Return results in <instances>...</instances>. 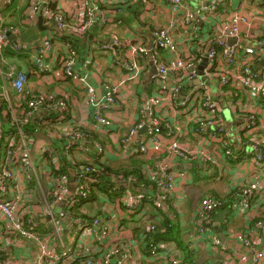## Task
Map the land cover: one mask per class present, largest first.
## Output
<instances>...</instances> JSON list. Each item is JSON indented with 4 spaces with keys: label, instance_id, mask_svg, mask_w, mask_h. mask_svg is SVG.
Instances as JSON below:
<instances>
[{
    "label": "built area",
    "instance_id": "built-area-1",
    "mask_svg": "<svg viewBox=\"0 0 264 264\" xmlns=\"http://www.w3.org/2000/svg\"><path fill=\"white\" fill-rule=\"evenodd\" d=\"M10 1L0 0V4ZM87 1L90 3L86 9V19L74 24L68 20L61 0H30L24 11L26 26L39 25V17L42 16V26L46 30V34L38 41L22 40L20 25L10 23L0 11V94L7 101L6 110L10 112L15 125V131L9 134L7 143L0 147V264H121L115 260L123 261L132 253L133 241L129 245L110 246L112 224L100 207L99 211L90 214L93 215L91 219H74L68 210L74 206L75 197L85 195L89 183L97 181L96 174L100 165L104 164L101 158L106 151L101 141L95 145L94 157V161L100 162L78 161L73 185L70 186L63 177L50 176L47 178L48 186L41 180V169L38 162L35 163L26 126L31 120H36L40 113L54 114L59 109L67 110L69 100L61 93L60 98L55 95V102L50 103L43 92L32 89L31 98L23 106V100L20 99L30 84L29 72L16 64L10 65L6 58L7 52L27 58L34 65L31 73L41 80L48 75L56 79L67 77L75 80L87 90L90 101L94 103L91 111L93 121L113 127L110 115L123 107L117 87L105 81L103 98L98 101L87 76L76 67L82 57L74 47V38L76 34L90 29L96 15L95 3L98 0ZM166 1L174 16L166 26L154 30L155 39L150 48L138 45L134 48V57L129 58L119 56L114 51V48L125 46V41L118 38H114L111 44L99 46L100 50L111 49L114 55L112 60L120 62L130 78H139L141 74L136 56H151L154 67L150 79L155 93L143 107L139 122L122 131L119 139V146L125 156H138L144 161L143 172L152 180V187L147 193L149 200L145 202V193L134 190L136 178L129 177L127 181H118V188L122 181L125 183L121 202L128 214H138L141 220L150 216L149 212L161 218L160 208L175 209L174 203H171L174 187L186 184L198 174V171H189L184 165L192 164L195 168L206 165L209 175L220 174L223 176L221 180H230L232 188L222 197L207 195L201 198L197 207L200 231L207 233L214 250L225 252L227 247L210 227L214 223V214L227 208L228 204L234 213L250 214L243 243L254 249L249 264H264V248L256 249L260 244V233L264 230V109L246 112L235 109L242 91L252 95L253 100L264 103V69L258 67L255 49L237 40L242 35L243 27L251 23L250 16L242 11L246 5L244 2L257 5L264 4V0H205L207 6L198 11H194L185 0ZM223 2L234 8L229 20L221 26L219 18ZM200 13L209 22L215 19V23L206 31L198 33L195 27L197 14ZM179 24L191 31L189 47L176 41L174 31ZM245 36H249V33ZM233 38H236L235 43H230ZM197 39L202 41L198 42L199 48L190 51V46L193 47ZM58 42H62L64 50L59 48ZM260 42L264 43V34ZM53 52L57 53V57L50 60ZM160 52L165 54V58ZM90 62V59H85L84 66ZM202 63L205 64L203 68L200 67ZM201 78L208 79L214 86L203 83ZM194 81L200 82L187 86ZM222 98L226 100L230 111H234L236 120H240L234 131L224 125ZM168 113L174 118L173 121L165 118L169 116ZM180 116L185 117L183 122L178 120ZM147 117L149 121H146ZM42 123L51 124L49 120ZM145 127L147 131L143 140L137 144L135 139ZM186 132L198 139L197 145L182 142L181 138ZM65 134L69 141L65 143V155L71 161L74 159L70 153L71 142L87 144L92 133L81 128ZM54 151L51 148L44 150L45 153ZM155 159L159 161L153 163ZM176 165L180 167L175 169ZM32 184H36L39 191L40 209L36 215L28 209L27 212L22 211L20 207L31 198L34 189ZM66 192L67 207L59 218L57 206ZM98 195L99 199L95 201L98 206L109 200L107 194L98 192ZM62 218L67 220L66 228ZM160 218L154 223L149 222V232L163 233L164 229L161 230L157 224ZM41 224L44 225L43 230L40 229ZM86 229L88 232L83 233ZM65 230L69 236L72 235L69 241L64 238ZM87 234L97 240L94 251L82 243V236ZM147 239L144 248L149 247L145 251L150 258L163 256L169 264H189L186 255L180 254L171 240H157L153 235ZM194 247V243L189 245L191 253ZM99 248L101 254L97 256ZM132 256L134 260L131 263L135 264L138 255ZM218 264L248 262L239 259L224 260Z\"/></svg>",
    "mask_w": 264,
    "mask_h": 264
},
{
    "label": "crops",
    "instance_id": "crops-1",
    "mask_svg": "<svg viewBox=\"0 0 264 264\" xmlns=\"http://www.w3.org/2000/svg\"><path fill=\"white\" fill-rule=\"evenodd\" d=\"M185 1L194 11H198V9L207 6L205 0ZM29 3L30 0H11L7 4L1 3L0 11L4 13L10 23L20 25L23 31L22 40L38 41L46 34V30L43 25L42 29H36L42 31L40 37L36 39L30 38L31 33L26 31L28 26L25 24L24 15V11ZM89 3L90 2L87 0H61L63 9L68 14V20L74 24H80L81 21L86 19L85 13ZM244 3L246 5L242 11L250 16L251 23L249 26L243 27L242 35L237 40L240 43L255 49L256 57L259 59L258 67L264 69V43L260 42V39L264 34V4L253 5L248 4L247 2ZM95 8L96 15L95 19L92 21L90 29L81 34H76L74 38L76 46L80 50L78 51L82 57L77 62L76 67L81 69L83 75L87 76V81L95 89L96 99L98 101L101 100L104 95L103 83L105 81L113 83L118 89L123 107L119 112L110 115L113 121V127H105L93 121L91 111L94 103L90 101L87 90L80 86L75 80L67 77H58V79H56L51 75L45 76L42 80L39 78L37 79L35 85L31 87V90H40L43 92L50 103L55 102V95H58V98H60L61 93L69 100L67 110L62 111L59 109L54 114L40 113V116L36 119L45 122L49 120L51 122V124H42L40 121L43 127L48 128L46 129L48 131V141L47 145L41 149L40 153H37L35 149V152H33L35 163L37 164L38 162L41 169V180L44 181L45 186L49 185L47 178L52 176V167L46 160V153L44 150L51 148L60 151V154H62V152L65 153V143H69L65 133L75 130L76 127L88 130L93 136L97 135L94 136L93 140L90 139L87 144L78 141L71 142L73 144L72 155L77 162L94 161L96 152L95 145L100 141L106 147V151L101 158V162H104L106 165L112 167L124 164L127 165V163H131L130 159L140 158L138 156H125L119 146V139L122 131H125L131 125L139 122L143 107L147 104L149 97L155 93L154 86L152 91V86L146 88L143 85V83H146L148 74L153 67L152 57L144 58L142 56H136V60L141 67V74L139 78H130V74L125 71L121 66V63L112 60L114 55L110 52L111 49L104 51L100 50L99 46L106 43L111 44L114 42V38H118L122 42L125 41V46L121 49L118 47L114 48V51H117V55L119 56L133 58L135 53L134 48L138 45H143L146 48H150L151 45H153L155 39L154 30L158 27L166 26L174 16V13L166 0H98L95 3ZM233 8L234 7H231L225 2L221 3V17L219 18V24L221 26L229 20ZM196 23L195 31L198 33L204 32L215 23V19L209 22L203 13H200L197 14ZM136 26L146 30V32L143 33L137 31L135 29ZM32 27L36 28V26ZM148 32L150 37L146 35ZM247 32L249 33V36H245L247 35ZM190 35L191 31L181 24H179L174 31L176 41L182 46L189 47L188 42L190 40ZM231 40H234V38ZM201 42L202 41L199 43ZM196 43H198V41H196ZM58 45L61 50L65 49L62 46V42H58ZM256 45L258 47H256ZM193 48L194 46H190V51H192ZM160 55L162 58H165L164 53L160 52ZM56 57L57 53L53 52L50 60L55 59ZM6 58L10 65L16 64L27 72L30 70V62L27 58L23 56L17 57L10 54L6 55ZM85 59H90L91 61L88 66H84ZM204 63L200 65L201 68L206 64ZM187 86H190V84ZM222 100L224 99L222 98ZM235 105V109L237 110L239 108L242 112L252 109L258 111L264 109V103L253 100L252 95L245 91L240 93ZM231 113L232 117L236 119L234 111H231ZM168 114L169 116L165 118L173 121L174 118L171 117L170 113ZM178 120L183 122L185 117L180 116L178 117ZM146 121H149V117H147ZM239 122L240 120L238 121V124ZM146 131L143 132L142 130L140 135L135 139L137 144L143 140ZM181 139L182 142L191 146H195L198 143V139L189 132H186L185 136ZM32 143L34 146V139H32ZM212 146H215V144ZM42 152L44 153L42 154ZM163 156L164 155H162L161 158ZM155 161H157V159L152 162L154 163ZM59 165L60 162H57L56 168L60 167ZM186 165L188 166L186 168L189 171H198V174L193 176L192 180L189 179L186 184L174 187L173 200L171 201V203H174V212L172 213L171 208H164V211H168V214L172 215V218H175L176 216L179 217L180 215V217L176 219V223H178V229L176 231L179 232V235L176 237H170L167 240H171L176 245L180 254L186 255L189 264H218L224 260L238 261L239 259H245L249 264L254 249L246 246L243 243V238L248 231L250 223L249 217H251L250 214L244 212L234 213L229 206L228 208L214 214V223L210 227L219 235L223 245L227 247L225 252L214 250L212 248L207 233H202L200 231V226L197 223V207L201 198L207 195L225 196L230 192L232 185L227 184V181L225 180H221L219 184L216 183L214 180L217 175H209L206 172V165L201 168H195L192 164ZM143 166L144 164L141 167L142 171ZM178 166L180 165H176L175 169H178ZM70 169L71 168H69V170ZM70 171L71 181H69L68 184L71 186L74 184L75 170L73 169ZM19 177H22V175L19 174ZM222 177L223 176H220V178ZM32 186L34 189L31 198L25 201V204H22L20 207L22 211L27 212L28 209L30 213L36 215L40 209L39 191L36 188V184H32ZM151 187L152 186H140L137 191L148 193ZM67 195L68 192L63 194L62 197L64 198L60 199V204L57 206V214L59 215V218L63 209H66L67 207L65 198ZM122 197L123 195L116 199L115 197H109L110 201H104V203L101 202L99 206L97 202L91 201L84 204L81 208L82 211L90 214H94L96 210H100L99 207L101 208L103 215H105L112 224L110 246L116 244L129 245L131 241H133L131 243L133 245L132 253L127 257L128 259L125 258L123 261L117 259L115 262L119 261L121 264H125L126 262L131 263L134 260L132 255H138V261L135 264H169L168 259L163 256L150 258L149 255L146 254V249L144 248V230H147L149 222H156L157 218H160L159 215L149 212L148 214L150 216H146L143 220H141L140 215L139 219H135L134 215L127 213V209L125 205H123L124 203L121 202ZM190 197H192L191 202L188 200ZM257 210H259V208H257ZM186 212L188 216L184 217ZM62 216L63 215H61V217ZM63 225L65 228L68 225L66 219H63ZM67 236L69 237V234L68 231L65 230V240L67 239ZM82 237V243L85 246L91 247L94 251L97 246L96 238L90 234ZM191 243L195 244L193 253H191L189 249ZM263 248L264 230L260 233V244L256 246V249ZM100 250L101 248H99L98 253H96L97 256H100Z\"/></svg>",
    "mask_w": 264,
    "mask_h": 264
},
{
    "label": "trees",
    "instance_id": "trees-1",
    "mask_svg": "<svg viewBox=\"0 0 264 264\" xmlns=\"http://www.w3.org/2000/svg\"><path fill=\"white\" fill-rule=\"evenodd\" d=\"M38 27V25L36 26ZM198 41L199 40H195ZM74 47H76L78 50L79 48L74 44ZM199 48L198 43L194 45V48L192 51H197L196 49ZM80 51V50H79ZM78 51V52H79ZM14 55L13 53L7 52V55ZM15 56V55H14ZM20 57V56H19ZM29 69L32 71L34 69L33 64H29ZM29 72V79L32 80L31 84L28 85L26 89V93L24 94V97L21 98L20 100H23V106L26 105V102L31 98L33 90H31V87H33L39 78L37 75ZM43 76V74H41ZM7 109V101L3 97L2 94H0V147L3 146L5 143H7L9 134L11 132L15 131V125L13 123L11 114ZM6 111V112H5ZM41 121V120H40ZM39 120H31L26 127H28V139H30V147L33 146L32 139H37L40 137L37 135L39 130L43 128V132H45V128L41 125ZM81 128L76 127L75 130H79ZM97 136V135H94ZM94 136L91 135V140L94 139ZM73 149V144L71 145L70 153H72ZM46 160L49 162L50 166L52 167V176L53 177H63L67 179V182L71 181V171L70 170H76L79 163H77L76 159L74 158L73 160H69L67 155H65L64 152L60 154V151L55 150L53 153L46 152ZM131 163H127L124 165L120 166H109L106 164H101V168L99 172L96 174L97 176V181L93 183H89L88 187L85 190V195H78L75 198V204L73 207H71L69 210L70 214L73 216L74 219L76 218H86V219H91L93 215H90V213H86L82 211V206L84 204H87L91 201H96L99 199L98 192L107 194L109 197H115V199L123 194V190L125 189L123 181L121 182V186L118 188L119 180H128L129 177H135L136 182L134 183V190L137 191L140 186H145L149 187L152 185V180L147 178L142 171L141 167L144 164L143 159L141 158H133L130 159ZM60 162V167L56 168V163ZM94 162L99 163L100 160H95ZM63 164V165H62ZM69 168H71L69 170ZM145 193V192H144ZM149 200V194L145 193L144 201L148 202ZM124 205V204H123ZM229 204L226 205L228 208ZM153 211V210H152ZM161 216V220L157 222L158 227L162 230L164 229L163 233H158L155 234L153 232H149V230H144V238L145 240H148L147 237L150 235H153L155 239H168L170 237H176L179 235V232L176 231L178 228L176 223V219L178 216L175 218H172V215L168 214V211H164L163 208H160L159 210ZM174 210L172 209V213ZM44 225L41 224L40 229L43 230ZM55 236V235H54ZM144 240V241H145ZM145 249H149L147 246ZM84 261V260H83ZM82 261V263H83Z\"/></svg>",
    "mask_w": 264,
    "mask_h": 264
},
{
    "label": "rangeland",
    "instance_id": "rangeland-1",
    "mask_svg": "<svg viewBox=\"0 0 264 264\" xmlns=\"http://www.w3.org/2000/svg\"><path fill=\"white\" fill-rule=\"evenodd\" d=\"M37 28H33V27H30V26H28L27 27V29H26V31L27 32H29V33H31V39H36V38H38V37H40V35L42 34V31H40V30H36ZM137 31H139V32H146V30H143V29H141L140 27H138V26H136V28H135ZM146 35L148 36V37H150V34H149V32L148 33H146ZM256 47H258L257 45H256ZM153 70H154V67H152V70L149 72V74H148V79H147V81H146V83H143V85L146 87V88H150V86H152V91H153V84H152V81H151V79H150V77H151V73L153 72ZM31 82H32V80H30V84H31ZM221 104H222V106H223V111H224V116H225V121H224V125H225V127L228 129V130H230V131H234V128L236 127V125L238 124V120H236V119H234L233 117H232V113H231V111H230V109H229V107H228V104H227V102H226V100H221ZM41 123H42V121H41ZM42 124H45V123H42ZM47 124V123H46ZM46 129H48V128H45V132L46 133H44L43 132V128H41V130H39V132L37 133V135H39L40 137H38L37 139H35V145L33 146V147H31L32 148V152H35V150H36V152L37 153H40V151H41V149H43L46 145H47V141H48V131L46 130ZM232 136L234 137V134H232ZM35 149V150H34ZM32 152H31V154H32ZM72 154V153H71ZM209 178V177H208ZM209 180V179H208ZM216 183H220L221 182V178H220V174H218L217 176H216V178H215V180H214ZM202 182H204V181H202ZM227 184H230V180L227 182ZM203 196V195H202ZM191 198L192 197H190L188 200H190V202H191ZM201 198V197H200ZM189 202V203H190ZM185 216H188V214H187V212L184 214V217ZM134 217H135V219H139V215L138 214H136V215H134ZM179 217H180V215H179ZM178 217V218H179ZM88 232V229H86V230H84V232L83 233H87ZM71 236L72 235H70L69 237H67V239H66V241H69V239L71 238ZM129 264H134V263H129Z\"/></svg>",
    "mask_w": 264,
    "mask_h": 264
},
{
    "label": "water",
    "instance_id": "water-1",
    "mask_svg": "<svg viewBox=\"0 0 264 264\" xmlns=\"http://www.w3.org/2000/svg\"><path fill=\"white\" fill-rule=\"evenodd\" d=\"M42 16H40L39 17V27L42 29L43 27H42ZM235 41H236V39H234V40H230V43H235ZM200 81H202L203 83H206V84H208V85H210L211 87L212 86H214V84L211 82V81H209L208 79H206V78H201L200 79ZM200 81H194V82H192L190 85H193V84H198ZM146 129H147V127H145V129L143 130V132H145L146 131ZM185 167H188L186 164L184 165ZM180 166H178V168H179ZM71 191H73V189H71Z\"/></svg>",
    "mask_w": 264,
    "mask_h": 264
}]
</instances>
